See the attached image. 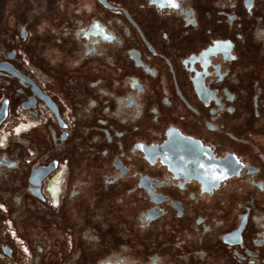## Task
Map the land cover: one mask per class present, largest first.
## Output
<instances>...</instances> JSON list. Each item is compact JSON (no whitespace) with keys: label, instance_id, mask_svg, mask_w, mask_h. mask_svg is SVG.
<instances>
[{"label":"flooded vegetation","instance_id":"af4514ba","mask_svg":"<svg viewBox=\"0 0 264 264\" xmlns=\"http://www.w3.org/2000/svg\"><path fill=\"white\" fill-rule=\"evenodd\" d=\"M175 2L0 0V264H264V0Z\"/></svg>","mask_w":264,"mask_h":264},{"label":"built area","instance_id":"2783aa9c","mask_svg":"<svg viewBox=\"0 0 264 264\" xmlns=\"http://www.w3.org/2000/svg\"><path fill=\"white\" fill-rule=\"evenodd\" d=\"M19 129V127H14L12 130H11V134L14 136V135H17L19 132H17V130ZM6 136H8V133L7 134H4V129L3 127L0 128V142H1V139L3 138H6ZM5 227L7 229V232L9 234V236L13 239H15L16 241H19L18 239L15 238V234H14V230L11 226V223L10 221H6L5 222ZM25 254L27 255V252L24 250Z\"/></svg>","mask_w":264,"mask_h":264},{"label":"water","instance_id":"95a60500","mask_svg":"<svg viewBox=\"0 0 264 264\" xmlns=\"http://www.w3.org/2000/svg\"><path fill=\"white\" fill-rule=\"evenodd\" d=\"M6 117V104L4 103L0 108V125Z\"/></svg>","mask_w":264,"mask_h":264},{"label":"snow or ice","instance_id":"6c2138e0","mask_svg":"<svg viewBox=\"0 0 264 264\" xmlns=\"http://www.w3.org/2000/svg\"><path fill=\"white\" fill-rule=\"evenodd\" d=\"M168 3H169L172 7H179V5L175 2V0H168Z\"/></svg>","mask_w":264,"mask_h":264},{"label":"rangeland","instance_id":"374dc122","mask_svg":"<svg viewBox=\"0 0 264 264\" xmlns=\"http://www.w3.org/2000/svg\"><path fill=\"white\" fill-rule=\"evenodd\" d=\"M5 264V263H4Z\"/></svg>","mask_w":264,"mask_h":264}]
</instances>
